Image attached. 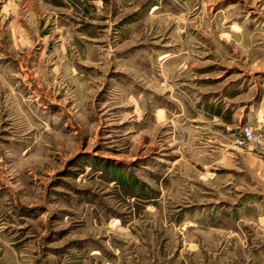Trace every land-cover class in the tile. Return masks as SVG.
<instances>
[{"label":"rangeland","instance_id":"374dc122","mask_svg":"<svg viewBox=\"0 0 264 264\" xmlns=\"http://www.w3.org/2000/svg\"><path fill=\"white\" fill-rule=\"evenodd\" d=\"M0 264H264V0H0Z\"/></svg>","mask_w":264,"mask_h":264},{"label":"built area","instance_id":"2783aa9c","mask_svg":"<svg viewBox=\"0 0 264 264\" xmlns=\"http://www.w3.org/2000/svg\"><path fill=\"white\" fill-rule=\"evenodd\" d=\"M242 131H243V134H244V136H245V138L247 140H252L253 139V133H252L251 128L245 127V128H243Z\"/></svg>","mask_w":264,"mask_h":264}]
</instances>
